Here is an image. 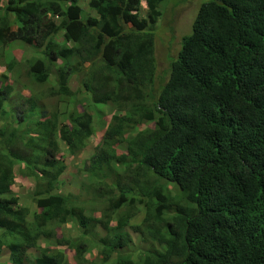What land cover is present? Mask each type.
<instances>
[{"label":"trees","instance_id":"1","mask_svg":"<svg viewBox=\"0 0 264 264\" xmlns=\"http://www.w3.org/2000/svg\"><path fill=\"white\" fill-rule=\"evenodd\" d=\"M3 1L1 52L20 41L45 58L0 63L23 81V91L9 74L0 82V255L8 249L10 264H264V0L205 2L161 87L154 31L164 0H146L147 18L142 0H90L96 15L80 0ZM76 80L91 105L116 108L83 169L94 179L88 214L78 192H58L68 167L60 143L75 155L95 131L90 105L61 119ZM18 164L34 210L15 193ZM67 222L82 233L67 236ZM133 233L139 256L125 251ZM92 242L99 259L85 260Z\"/></svg>","mask_w":264,"mask_h":264},{"label":"rangeland","instance_id":"2","mask_svg":"<svg viewBox=\"0 0 264 264\" xmlns=\"http://www.w3.org/2000/svg\"><path fill=\"white\" fill-rule=\"evenodd\" d=\"M208 1L210 0H164L161 3L159 10L161 11L162 15L157 25L155 26L154 31L155 58L157 60L155 80L157 87H161L168 78V75L171 70V63L173 59L177 57L183 37L192 32V25L197 17L200 7ZM79 4L86 13L96 15V11L90 7V0H80ZM147 11L148 8L146 5V0H142V17H148ZM53 19L56 22L60 23L62 17L55 16L53 17ZM56 43L60 45L65 43V41L63 39H60V41H56ZM2 46L3 45L0 44V63H14L16 65H19L23 69L26 62L32 57H37L41 55V58H45V55L43 53L41 54V50L35 49L31 46H27L20 41H14L6 45L3 50L4 52H1ZM110 53L111 48L110 46H108L105 51V57L109 58ZM16 68L17 67H13L11 72H7L5 66L0 64V82H2L4 74H9L11 76V79L8 80L12 82V84L16 87L18 91H23L22 84L17 81L19 77L21 82H23L21 72L18 71V69ZM51 83H53L52 80ZM72 86L74 91L78 93V96L75 100L71 99L69 102H63L61 100V102L59 103L61 119H66L70 107L75 108L79 112H82L84 110V107L90 105V107H93L95 111L93 116L95 117V131L94 136L88 141L86 149L84 151L77 152L75 155H70L67 152L65 145L60 143V147L66 157L68 167L64 175L61 177L58 192L64 193L66 195L78 192L81 196L80 199L82 202V206L85 212L88 214L92 211V206L91 204L85 205L83 201L93 202L92 197L88 194L90 190L88 186L89 183H93L94 179L88 174L84 173L83 169L85 166L89 165L92 153L95 151L96 147L100 144V141L102 140V131L104 130V128H106L111 115L116 112V108L112 104L91 105L89 95L80 92L81 86L77 80L72 82ZM151 99L152 97H149L150 101ZM98 115H100L102 118ZM153 125V122H147L141 125L139 129H145L146 127H152ZM122 147L126 148V144L122 145ZM15 172L19 179L17 185L15 186L16 189L14 188L15 193H18L20 195L21 203L28 206L30 205V202L26 194L32 190L31 188L32 186H34L33 182L32 180H29L28 182L27 180H25L20 164L16 166ZM83 186L85 188L84 190H82ZM168 187H170L171 189L169 194L172 197L179 196V193L174 186L169 185ZM93 191L95 190L93 189ZM135 197L137 200L144 198L139 192L135 194ZM184 204H186V202H184ZM92 205L93 207H96L95 204ZM138 207H142L144 209L142 204H139ZM30 208L31 210L35 209L33 208V205H30ZM78 231L80 234L82 233V231H80L77 225H72V223L66 225V235H68L69 233L75 236L78 234ZM140 241L141 238L135 233H133V243L131 244V247L125 249V251H129L131 253H134L136 256H139L138 249ZM35 250L39 251L38 249ZM0 264L4 263L0 261Z\"/></svg>","mask_w":264,"mask_h":264},{"label":"crops","instance_id":"3","mask_svg":"<svg viewBox=\"0 0 264 264\" xmlns=\"http://www.w3.org/2000/svg\"><path fill=\"white\" fill-rule=\"evenodd\" d=\"M7 4V0H4L1 5H6ZM90 202V201H89ZM99 213V214H98ZM96 215L101 216V213L98 212ZM34 218L31 216H29V221H32ZM69 223H72V225H75L73 222H67L62 226V229L66 230V225H68ZM66 233V232H65ZM96 233L99 234L100 236H104L106 234V230L101 226V225H97L96 226ZM80 235L79 231L78 234L73 236L72 234H69L67 236L69 237H78ZM39 243L41 246L45 247V246H54L55 242L49 239H45V238H41L39 240ZM60 249H63L67 255V257L69 256H74L73 255V251L66 248V246H61ZM95 249V251H94ZM127 249V248H126ZM97 254H98V245L94 242L89 244L88 250L85 253V260H98L99 258H97ZM31 255L33 257H40L41 256V252L40 251H36L35 249L31 250ZM116 258V257H114ZM0 261L3 262L4 264H10V251L8 249H3L1 255H0Z\"/></svg>","mask_w":264,"mask_h":264}]
</instances>
